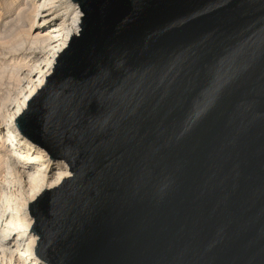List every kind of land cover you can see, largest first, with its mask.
I'll return each mask as SVG.
<instances>
[{
  "label": "water",
  "instance_id": "obj_1",
  "mask_svg": "<svg viewBox=\"0 0 264 264\" xmlns=\"http://www.w3.org/2000/svg\"><path fill=\"white\" fill-rule=\"evenodd\" d=\"M19 135L70 176L28 204L43 264H264V0H71Z\"/></svg>",
  "mask_w": 264,
  "mask_h": 264
},
{
  "label": "bare ground",
  "instance_id": "obj_2",
  "mask_svg": "<svg viewBox=\"0 0 264 264\" xmlns=\"http://www.w3.org/2000/svg\"><path fill=\"white\" fill-rule=\"evenodd\" d=\"M5 6L15 8V13L0 21V56L13 63L0 68V83L7 75L19 93L9 103L5 99L6 105L0 104V264H43L34 254L36 237L29 233L28 204L70 173L66 165L51 163L25 141L16 119L25 95L44 85L52 72L53 50L65 45L69 34H78L82 15L71 0H13Z\"/></svg>",
  "mask_w": 264,
  "mask_h": 264
},
{
  "label": "rangeland",
  "instance_id": "obj_3",
  "mask_svg": "<svg viewBox=\"0 0 264 264\" xmlns=\"http://www.w3.org/2000/svg\"><path fill=\"white\" fill-rule=\"evenodd\" d=\"M11 1H13V0H0V21L1 20H3V19H5V18H9L10 16H13L14 15V13H15V8H9V7H6L5 5H6V3L8 4V3H10ZM5 2V3H4ZM4 4V5H3ZM60 6L61 7H64L65 6V3L63 2V3H61L60 4ZM6 19V20H7ZM5 40H8L7 38L5 39ZM4 40V41H5ZM2 48L0 47V50H1ZM0 52H2V50L0 51ZM2 60V61H1ZM3 59V56H0V68H1V70L3 69H6V68H4V67H10L11 65H12V63L13 62H9V60L7 61V60H4ZM7 75H5L4 74V80L2 81V83H0L1 85V87H0V104L1 103H3L4 102V100L7 102L8 100L9 101H11V100H13V99H15L17 96L16 95H18V90H14L15 88H14V86L16 85V83L15 82H11V83H9L10 81H8L9 80V78H7ZM9 83V84H8ZM13 84H15L14 86H13ZM12 86V87H11ZM17 91V92H16ZM10 92V93H9ZM10 94V95H9ZM9 101H8V103H9ZM6 102H4L3 104L4 105H6L7 103ZM43 152V151H42ZM44 153V152H43Z\"/></svg>",
  "mask_w": 264,
  "mask_h": 264
}]
</instances>
